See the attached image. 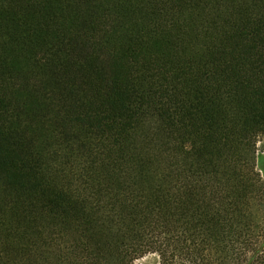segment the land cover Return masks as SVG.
<instances>
[{
  "label": "trees",
  "instance_id": "1",
  "mask_svg": "<svg viewBox=\"0 0 264 264\" xmlns=\"http://www.w3.org/2000/svg\"><path fill=\"white\" fill-rule=\"evenodd\" d=\"M264 0H0V264H264Z\"/></svg>",
  "mask_w": 264,
  "mask_h": 264
},
{
  "label": "rangeland",
  "instance_id": "2",
  "mask_svg": "<svg viewBox=\"0 0 264 264\" xmlns=\"http://www.w3.org/2000/svg\"><path fill=\"white\" fill-rule=\"evenodd\" d=\"M258 148L260 154H264V138L260 140ZM136 264H160V260L156 255H148L137 261Z\"/></svg>",
  "mask_w": 264,
  "mask_h": 264
}]
</instances>
